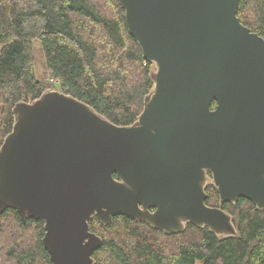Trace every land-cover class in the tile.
Returning a JSON list of instances; mask_svg holds the SVG:
<instances>
[{
	"label": "water",
	"instance_id": "water-1",
	"mask_svg": "<svg viewBox=\"0 0 264 264\" xmlns=\"http://www.w3.org/2000/svg\"><path fill=\"white\" fill-rule=\"evenodd\" d=\"M119 2L154 65L138 119L117 125L48 90L15 105L0 148V215L43 219L53 264H96L94 215L236 235L233 215L207 203L209 183L221 204L242 197L264 210V37L241 22L240 0Z\"/></svg>",
	"mask_w": 264,
	"mask_h": 264
},
{
	"label": "trees",
	"instance_id": "trees-1",
	"mask_svg": "<svg viewBox=\"0 0 264 264\" xmlns=\"http://www.w3.org/2000/svg\"><path fill=\"white\" fill-rule=\"evenodd\" d=\"M238 16L264 37V0H240ZM35 41L50 80L35 74ZM0 46V148L13 130L15 105L48 90L131 125L154 85V65L130 33L119 0H0ZM206 191L209 205L233 215L236 235L221 237L193 223L168 234L126 215L107 225L93 216L90 229L103 238L93 254L96 264H264V210L242 197L221 204L212 183ZM44 235L43 219L24 222L12 208L0 215V252L11 264H53Z\"/></svg>",
	"mask_w": 264,
	"mask_h": 264
},
{
	"label": "rangeland",
	"instance_id": "rangeland-1",
	"mask_svg": "<svg viewBox=\"0 0 264 264\" xmlns=\"http://www.w3.org/2000/svg\"><path fill=\"white\" fill-rule=\"evenodd\" d=\"M1 50V46H0ZM34 51H35V74L38 78L50 80V76L48 75L46 71V64H45V56L41 49L40 42L35 41L34 42ZM6 231H9V228L6 229ZM1 249H3V246L0 244ZM0 264H11L7 258L4 257L2 252H0Z\"/></svg>",
	"mask_w": 264,
	"mask_h": 264
},
{
	"label": "flooded vegetation",
	"instance_id": "flooded-vegetation-1",
	"mask_svg": "<svg viewBox=\"0 0 264 264\" xmlns=\"http://www.w3.org/2000/svg\"><path fill=\"white\" fill-rule=\"evenodd\" d=\"M209 176H211L212 177V174L209 172ZM157 210V208L156 207H152V208H150V211L151 212H155ZM95 216V215H94ZM131 218V217H130ZM93 219V218H92ZM133 219V218H132ZM133 220H135V219H133ZM135 221H138V220H135ZM138 222H142V223H146L147 225H150L149 223H147V222H145V221H138ZM151 226V225H150ZM152 227V226H151ZM91 230V229H90ZM92 231V230H91ZM92 232H94V231H92ZM96 233V232H95ZM96 234H98V233H96ZM99 235V234H98ZM96 251V250H95Z\"/></svg>",
	"mask_w": 264,
	"mask_h": 264
}]
</instances>
